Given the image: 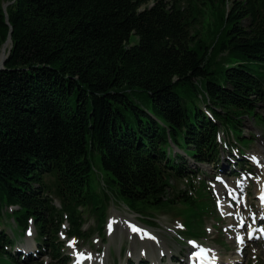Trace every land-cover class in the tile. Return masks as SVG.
Segmentation results:
<instances>
[{
	"label": "trees",
	"instance_id": "trees-1",
	"mask_svg": "<svg viewBox=\"0 0 264 264\" xmlns=\"http://www.w3.org/2000/svg\"><path fill=\"white\" fill-rule=\"evenodd\" d=\"M3 1L0 47L8 34L11 47L0 69V222L9 216L21 235L30 219L40 254L62 264L64 214L68 233L86 240L83 211L101 230L110 194L139 215L178 202L212 215L204 181L191 179L173 144L205 163L223 142L248 145L243 120L264 118V0H13L8 24ZM95 151L108 188L100 195L90 184ZM14 241L0 229V264H18L6 250Z\"/></svg>",
	"mask_w": 264,
	"mask_h": 264
},
{
	"label": "rangeland",
	"instance_id": "rangeland-1",
	"mask_svg": "<svg viewBox=\"0 0 264 264\" xmlns=\"http://www.w3.org/2000/svg\"><path fill=\"white\" fill-rule=\"evenodd\" d=\"M184 1L185 0H179L180 5H182ZM229 1L230 0H228V2ZM228 7L229 5H227V8ZM204 20H205V26L208 25L207 21H210V16L207 14L204 17ZM132 40L134 41L135 39L132 38ZM135 98L144 107L150 108L151 103L143 92H137L135 94ZM203 109L207 111V109L204 106ZM256 111L264 116V102L256 108ZM243 124H244L243 127L244 134L248 139V145L244 148V151L246 153L255 152L258 153L259 155H263L264 157L263 154L264 153V118L262 121L256 118L254 119L253 116L250 117L246 116L245 119L243 120ZM226 143L228 144V141H226ZM226 143L223 142V145L221 146L219 161H221L222 159H226L228 163L226 161H223V164H225L226 167L230 165L229 169L231 168L234 169L236 167L235 162L237 157L232 155L231 152H229L230 147L229 149H226L227 148ZM173 151L183 154L186 158L187 165L195 170V172H191V170H189V174L192 175L191 179L193 181H196V183L200 181L201 184L202 179H204L205 184L211 187L210 186V182L212 181L211 176L209 174L208 175L204 174L200 171L201 169L206 171L207 173L208 172H210L211 174L215 173L216 170L211 166V164H207V163L199 164L195 162V160L186 152H184L182 149L179 148L177 149V147L174 146H173ZM232 153L237 154L235 149L232 150ZM99 155L100 154L97 151H95V153L93 154V163L95 165L96 171L94 170L90 175V184L93 190H95L98 195L101 194V188L108 191V188L106 189V187L105 188L101 187L103 183L102 181L99 180L101 179V176L99 174V171L101 170ZM248 166H250L249 170L252 171L254 175V180H250L249 182V186L251 188L249 192L251 203L249 201L248 203H250L252 207H255L256 201L254 199V192H255V185L257 182L255 181V175L257 174L258 170L255 169L251 165V163H249ZM226 167L225 169H223V174H225L226 172L227 169ZM97 174H99V178H97ZM170 183L179 189H188L187 190L188 193L194 192L193 195L196 196L195 189L192 190L186 185L185 178L175 179L171 177ZM169 191L170 193H172L171 188H169ZM213 200L215 203L214 197ZM54 202L56 205H59V201L57 199H54ZM7 209L8 211H10V209L12 208L9 207ZM194 210H195L194 206L186 205L185 203H179V202L165 203L162 204L160 208H157L152 205H145L141 209L143 215H139L131 212L129 208L126 207L122 203V201H120L117 195L110 194V198L109 201L107 202L105 209L106 221L104 220L103 231L100 233L94 229L93 231H90L88 241H83V240L77 241V239H75V243L73 245L78 248H84L85 250H90L91 252H93V254L96 255V259L91 264H118L119 263L118 259L121 254L122 255L119 259L121 260L120 264H124L129 261L128 254L129 252H131L130 250H133L134 252L136 245L138 243H140L139 247L141 248V250L142 251L145 250L146 251L145 253H147L146 256L150 260H152L153 256L156 257L159 256V255L157 256V251L161 245L163 246L162 250L167 251L166 256L161 259L164 261L163 264H166L167 262H169L170 256H176L178 258L185 257L189 247L184 242L186 241L188 236L193 237V235L199 228L204 227L207 228V230L204 233L203 241L199 239L200 241L210 244L214 249L219 251L221 255L225 254L228 256L234 253L236 247L233 244L227 242L229 240L230 237L229 232L231 230L229 225L230 215L228 214L227 216L222 217L223 215L220 214V211H222L223 214L225 213V210H223L222 207L219 211L220 215L217 212H214L212 213V215L205 214L204 216L201 210L200 212H196V213H194ZM83 214L86 217V222L83 225V228L88 227V230H90L92 227L95 228L96 217L91 213V211L88 212L84 210ZM114 215H116L114 219L118 220L120 222V225L117 227L116 224H113L112 227H109L110 230L108 231L107 229V227L109 226L108 221H110L111 216ZM203 216H204V223H203ZM212 216L215 217V219L212 218ZM138 218L142 220L143 225H146L143 226V229H145L146 231L147 229L152 231V233L154 234V240H155L154 242H147L146 239L139 240L140 237L138 235L134 233L131 234L128 232L129 226L131 224H134L138 220ZM213 219L215 220V222ZM150 220H155L157 224L156 225L147 224L146 222ZM1 228H4L5 233L15 238L16 245L20 244L21 242H27L29 244H33V242H35L34 241L36 235L35 227L31 228L30 226V229L32 230L31 235L24 234V235L14 236L11 230L14 233H17V229L15 228L13 219L10 218L9 216L6 217L5 222L3 223L0 222V229ZM106 229L108 233L105 232ZM145 230H143L144 233H146ZM128 237L131 238V241L127 239ZM143 237L146 238V236ZM93 238H97V242L94 243L92 241ZM58 240L61 239L59 238ZM71 249L72 247L69 246L65 248L62 244L61 246L62 256L68 255ZM212 251L214 250L212 249ZM242 253H243L241 254L242 259L238 264H264V240H258L246 246L244 249H242ZM41 258L30 260V258L27 256L25 257V259H22L21 255H19L17 256L16 260L19 261L18 264H37L38 262L41 261L43 264H52L49 261L50 256L48 254H45ZM68 259H65L67 261V264L70 260ZM2 260L3 259L0 258V262ZM91 260H87L85 262L88 263L91 262ZM148 264H150V262H148Z\"/></svg>",
	"mask_w": 264,
	"mask_h": 264
},
{
	"label": "bare ground",
	"instance_id": "bare-ground-1",
	"mask_svg": "<svg viewBox=\"0 0 264 264\" xmlns=\"http://www.w3.org/2000/svg\"><path fill=\"white\" fill-rule=\"evenodd\" d=\"M264 154V153H263ZM262 160L260 161V163H261V168H260V175H262V176H260V177H258V179L256 180L257 182H256V191H258V189H259V181L263 178V174H264V157H263V155H262ZM225 165V164H224ZM225 167H226V165H225ZM220 206H222V208L224 209V210H226L227 211V209H229V204H226V203H223V202H220ZM117 214V213H116ZM114 217H116V215H114V216H111V220L108 222V224H110L111 226L113 225V224H116L117 225V227L120 225V222L118 221V220H115L114 219ZM120 219V218H119ZM107 229H108V231L110 230V228H109V226L107 227ZM140 230H142V229H139L138 230V232L139 233H142V234H144V232H142V231H140ZM150 232H152L151 230H150ZM141 239H146V238H144V237H142ZM146 241L147 242H154V241H151V240H148V239H146ZM140 246V243H138L137 245H136V248H135V250H134V253L135 254H137L138 253V256L140 257L141 255H143L146 251L144 250V251H142L141 250V248L139 247ZM162 247L163 246H161L160 245V247H159V249H161L162 250ZM143 248V247H142ZM211 250H212V248H211ZM214 250V249H213ZM219 252V251H218ZM217 251H212V253H213V255H218V257H219V260H221L223 263H225V264H233V261H235V262H237L238 260H240V258L242 259V255L240 254V253H238V252H234V253H232V254H230V255H228V256H226V255H220L219 253H218ZM153 258V260H156L157 262H158V257H156V256H153L152 257Z\"/></svg>",
	"mask_w": 264,
	"mask_h": 264
},
{
	"label": "water",
	"instance_id": "water-1",
	"mask_svg": "<svg viewBox=\"0 0 264 264\" xmlns=\"http://www.w3.org/2000/svg\"><path fill=\"white\" fill-rule=\"evenodd\" d=\"M13 0L11 1H4L2 3V8H3V11L5 13V19H6V23L8 24V14L6 12V6L12 2ZM12 28L10 26V32H11ZM11 47V38H10V34H8L6 40L2 43L1 47H0V69L3 68V65H4V61L8 55V52H9V48Z\"/></svg>",
	"mask_w": 264,
	"mask_h": 264
},
{
	"label": "snow or ice",
	"instance_id": "snow-or-ice-1",
	"mask_svg": "<svg viewBox=\"0 0 264 264\" xmlns=\"http://www.w3.org/2000/svg\"><path fill=\"white\" fill-rule=\"evenodd\" d=\"M261 200H262V202H264V195L261 196ZM251 238H252L251 235H249V239H251ZM238 240H239L241 243L243 242V238L238 237ZM74 243H75V241H71V242H69V246H70V247L73 246Z\"/></svg>",
	"mask_w": 264,
	"mask_h": 264
}]
</instances>
